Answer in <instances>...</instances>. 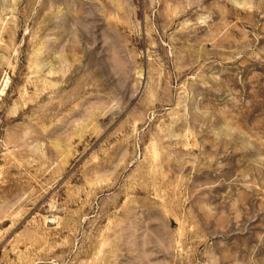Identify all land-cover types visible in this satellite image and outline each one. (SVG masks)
I'll list each match as a JSON object with an SVG mask.
<instances>
[{"label": "rangeland", "instance_id": "rangeland-1", "mask_svg": "<svg viewBox=\"0 0 264 264\" xmlns=\"http://www.w3.org/2000/svg\"><path fill=\"white\" fill-rule=\"evenodd\" d=\"M0 264H264V0H0Z\"/></svg>", "mask_w": 264, "mask_h": 264}]
</instances>
